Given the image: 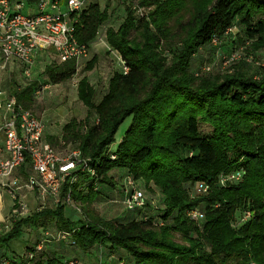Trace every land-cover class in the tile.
<instances>
[{
    "label": "trees",
    "instance_id": "obj_1",
    "mask_svg": "<svg viewBox=\"0 0 264 264\" xmlns=\"http://www.w3.org/2000/svg\"><path fill=\"white\" fill-rule=\"evenodd\" d=\"M26 1L36 5L39 0ZM146 5L154 7L149 21L143 17L137 22L128 7L121 26L106 31L108 45L125 62L128 73L115 72L98 101L97 88L87 77L78 83V99L96 122L90 116L72 120L63 127L61 140L47 138L53 147L60 141L79 144L83 158L89 159L86 170L75 172L62 188V195L69 194L78 205L84 222L73 228L78 223L66 217V205L18 220L11 216V226L0 229L2 257L26 228L45 229L48 222H55L84 254L107 246L126 252L132 264H264V67H259L258 79L238 68L215 77H196L191 72L198 50L215 39L222 41L235 23L253 51L264 48V18L259 17H264V0H142L139 4ZM109 18L108 7L89 1L75 26L76 40L89 47ZM161 46L173 55L169 65ZM96 63L94 57L86 70H93ZM45 72L50 82H65L76 74L77 60L54 63ZM35 85L15 92L25 109H30ZM128 118L131 125L112 151ZM201 122L213 126L212 137L200 133ZM234 151L243 155L231 160ZM238 171L245 172L241 182L220 186L222 174ZM118 177L147 185L154 182L161 188L165 195L164 209L157 210L164 221L161 226L155 215L148 216L154 211L150 203L114 220L92 209L103 192L95 185L112 188ZM197 182L209 185L208 195L190 196L185 185ZM84 186L87 190H82ZM196 208L205 213L202 229L187 216ZM246 211L252 212V218L235 227ZM174 234H180L183 242ZM39 245L20 261L3 262L63 264L60 258L37 253Z\"/></svg>",
    "mask_w": 264,
    "mask_h": 264
},
{
    "label": "rangeland",
    "instance_id": "obj_2",
    "mask_svg": "<svg viewBox=\"0 0 264 264\" xmlns=\"http://www.w3.org/2000/svg\"><path fill=\"white\" fill-rule=\"evenodd\" d=\"M88 1L98 2L102 9L108 7L110 18L106 24L101 27L98 36L104 39L106 43V31L108 28L118 29L121 26L127 16L128 7L134 12L137 22L144 16L146 17V20L149 21L148 16L154 9V7H148L147 5L145 7H140L139 4L142 0ZM259 17L264 18L263 16ZM188 19L189 15L187 14L184 18L185 22ZM176 32L181 33L183 30ZM106 43L105 47L104 45L95 46L94 43L90 44L88 56L86 58H81L77 62L76 74L65 82L54 84L50 82L46 75L45 71L48 66L54 63H59L55 58L53 51H49V58L46 62H42L41 60L42 63H37L33 75L28 81H26V78L24 79L27 84L36 83L33 101L30 104L29 110L38 118L42 119L47 134V137H45L46 140L48 137H57L61 140L64 134L63 127L72 120L80 122L85 120L87 116H90L92 121L96 122L93 114L79 101L77 87L80 80L87 77L90 83L97 88L96 101H98L106 93L109 79L112 75L118 71L122 72L121 61L119 59L120 55L116 51L110 49L108 47L109 45ZM250 46L251 42L245 40L241 27L235 23L232 33L225 36L222 41H215L214 43L198 50L192 59L191 72L195 74L196 77H201L202 75H212L215 77L219 74H231L238 68L239 70L247 72L255 79H258L260 77L259 67H264V48L253 51ZM160 50H162L161 53H163V56L166 58V64H171L172 53H170L168 49L164 50L162 46ZM94 57L97 58L95 67L93 70L87 71L86 66ZM131 122L132 118H128L120 127L118 134L116 135V142L110 147L112 151L117 150V147L124 134L129 129ZM199 127L200 133L203 136H213L214 128L212 125L201 122ZM54 148L57 152L63 155L80 149L79 144H64L61 141L55 145ZM242 155V151H234L229 154L231 160L239 158ZM113 173L119 174L118 170L113 171ZM120 174L123 176L124 173L120 172ZM131 179L133 181V178ZM198 183L200 182H197L196 185L190 183L185 185V189L189 192L192 198L200 196L197 192ZM136 185L145 193L148 202L153 203L154 211L148 216L155 215V221L159 223L161 222V224L158 225L161 226L164 221L160 217L161 211L157 212V210L164 209L165 207V195L163 194V191L154 182L147 185L145 181L141 180L136 182ZM103 186L100 187L98 184L95 185L98 190L103 192L92 204V209L106 220H114L123 216L125 213L129 214L130 212L126 208L124 202L127 196V191L130 188L128 180H122L118 177L115 179L114 187L109 188L106 185ZM82 190H87V186L82 187ZM5 197L7 202L9 199L6 195ZM25 203L27 204L29 211L17 216L15 218L16 220L28 217L37 211V205H34L31 195L27 196ZM77 206L76 203L72 202V205H67L65 209L66 217L78 223L73 228L80 227L85 220ZM150 211L151 210H149V212ZM238 217L239 215L236 218ZM10 220L11 216L5 223L0 225V229H8L11 226ZM169 222H171V220ZM204 223L205 222L195 224L202 229ZM174 235L177 241L183 242L180 234ZM43 237L45 240H42ZM39 238H41L42 241L39 240ZM26 239H28L29 244L32 246L31 249L25 248L22 252L11 250L7 251V253L4 252L7 257L5 258L0 255V264H7L6 262H3L5 259L20 261L24 257H28V254H30L29 251H32V249L38 244L42 246V249L37 253L40 255L44 254L46 258L48 257L50 259L53 257L60 258L63 260V264H132V261H130L131 259L126 252L120 249H111L107 246H97L92 249L89 254H82L80 249L72 245L70 236L65 238L61 236V232L57 229L55 222H48L45 229L26 228L21 240ZM18 242V240H15L10 244L15 248ZM61 246L66 248L67 251L65 250L64 254L59 255L61 254Z\"/></svg>",
    "mask_w": 264,
    "mask_h": 264
},
{
    "label": "built area",
    "instance_id": "obj_3",
    "mask_svg": "<svg viewBox=\"0 0 264 264\" xmlns=\"http://www.w3.org/2000/svg\"><path fill=\"white\" fill-rule=\"evenodd\" d=\"M88 3V0H39L36 5H29L26 0H0V52L3 63L18 62L23 76L29 80L40 53L53 51L59 63L78 62L86 58L89 47L80 44L74 33L80 14ZM229 32L232 33V29ZM215 41L218 40L213 43ZM119 59L122 71L128 73L125 62L121 57ZM0 110H4L0 127L4 135L0 144V186L13 199L11 216L16 218L29 211L19 193L23 189L35 193L37 211H43L49 205L52 209L72 205L70 195H62L63 185L75 172L85 171L89 159L83 158L79 149L66 155L57 152L45 138L42 119L21 106L15 94L5 96L0 89ZM22 168L30 172L26 181L15 177V173ZM244 175L243 171L222 174L219 184L222 187L237 184ZM128 185L130 188L124 202L129 211L143 209L148 203L153 206L134 181L129 179ZM197 192L208 195L209 185L198 183ZM187 216L191 222H205V213L198 208L190 210ZM251 218L252 212L246 211L234 226L246 224ZM70 235L61 232L64 238ZM41 249L39 245L38 250Z\"/></svg>",
    "mask_w": 264,
    "mask_h": 264
},
{
    "label": "crops",
    "instance_id": "obj_4",
    "mask_svg": "<svg viewBox=\"0 0 264 264\" xmlns=\"http://www.w3.org/2000/svg\"><path fill=\"white\" fill-rule=\"evenodd\" d=\"M105 36H106V33H105ZM105 40L107 41V39H105ZM93 43L95 46H103L104 45V47H105L106 42L101 37H98V39L96 41H94ZM106 44L108 45V43H106ZM108 47L111 49L110 46H108ZM48 54H49V51L47 53L38 54L35 66H37V63L46 62L49 58ZM54 55L56 58L55 53H54ZM41 60H42V62H41ZM24 79H25V77L23 76L22 67L20 66V64L16 61L10 62L8 64H4L2 61V55L0 52V89L3 90V92L5 93V96L13 95V94H15V92L26 88L29 84H27L24 81ZM26 81H28V79H26ZM2 98L4 99L5 97H2ZM3 114H4V110H0V127L3 124ZM45 137H47L46 132H45ZM3 140H4V135L0 132V144H2ZM29 173L30 172L27 169L22 168L21 170L17 171V173H15V175H16L15 177L19 178L20 180L26 181ZM19 193L25 202H26L27 196L31 195L33 198L34 205L35 206L37 205V200L35 198L34 192L29 191L27 189H23ZM5 195L9 199L7 202H6ZM13 206H14V202H13V199H12L10 193L7 190H5V188L0 186V224L5 223L9 219V217L12 215ZM48 208L52 209V207H50V206ZM21 239H18L19 242L17 243V246H15V248H14V246L12 247L11 244L9 245V248L11 251L22 252L23 250H25V248L27 249V246L29 245L28 239H26V240H21ZM39 240H41V238H39ZM42 240H45V238L43 237ZM21 241H23V242H21ZM65 250H66V248H63V246H61V254H59V255L64 254ZM81 253L84 254L82 251H81ZM62 262H63V260H62ZM84 264H87V263H84Z\"/></svg>",
    "mask_w": 264,
    "mask_h": 264
}]
</instances>
